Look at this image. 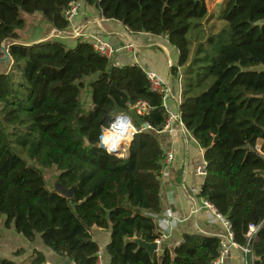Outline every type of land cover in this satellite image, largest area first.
Instances as JSON below:
<instances>
[{"label": "trees", "instance_id": "16d2710c", "mask_svg": "<svg viewBox=\"0 0 264 264\" xmlns=\"http://www.w3.org/2000/svg\"><path fill=\"white\" fill-rule=\"evenodd\" d=\"M75 1L0 0V59L4 43L11 55L0 72V222L71 264H96L92 229L110 232L109 264H209L217 237L183 235L161 259L130 242L159 238L164 150L156 132L168 116L141 68L115 66V57L99 56L81 39L18 41L22 14L39 15L46 35L64 32V12ZM80 1L131 34L163 37L178 51L170 73L180 78L181 122L206 163L198 197L230 223L234 243L249 248L247 264H264V0H223L218 31L209 26L212 16L198 11L202 0ZM90 77L84 109L80 95ZM139 101L150 111L134 127L150 129L134 135L125 156L99 147L117 114H130ZM42 170L56 171L73 198L48 190ZM250 226L258 230L248 242ZM25 261L47 264L36 250ZM0 264L16 263L0 257Z\"/></svg>", "mask_w": 264, "mask_h": 264}, {"label": "crops", "instance_id": "0c3cea01", "mask_svg": "<svg viewBox=\"0 0 264 264\" xmlns=\"http://www.w3.org/2000/svg\"><path fill=\"white\" fill-rule=\"evenodd\" d=\"M80 4L79 16L65 31V36L55 38L52 36L54 31L52 29L47 33L45 39L39 36L37 39L31 38L19 42L21 45H33L55 39L70 43L81 39L71 36L73 30L79 28L81 35H96L118 50L114 58L115 66L137 65L145 74L156 75L170 89L172 95L167 112L178 114L179 107L176 105V101L181 94V89L178 79L170 73V68L177 65L178 51L171 47L163 37L131 34L121 24L103 19L97 7L85 5L81 1ZM32 31L34 30L30 29L26 32L32 33L31 36L34 37ZM48 36L51 39L47 38ZM14 44L16 43L13 42ZM129 44L134 45V49L132 51L123 50L124 45ZM4 45L5 48L9 46L6 43ZM4 66L7 67V65ZM119 114L124 113L117 115ZM124 115L129 116V114ZM130 119L132 123L139 121L136 117H130ZM158 137L164 152L171 150L174 155L173 162L166 169L160 171V214L158 217H154L160 232L162 231L166 235L160 249L164 251L165 248L177 246L183 235L199 234L218 238L224 233L222 224L208 209L203 207L202 200L198 197L203 177L197 176L195 170L204 162L202 150L189 133L180 131L177 124H173L171 129L158 134ZM91 235L103 253L104 264H109L106 247L109 243L110 232L92 229ZM15 238H17L15 243L18 250L24 251L22 256L14 258L13 262L16 264L25 263L32 250L42 253L47 264H71L49 251L39 238L31 245L20 236H15ZM11 246L15 245L11 244ZM156 256L159 258L161 253H157ZM224 264H247V262L242 253L231 251Z\"/></svg>", "mask_w": 264, "mask_h": 264}, {"label": "built area", "instance_id": "2783aa9c", "mask_svg": "<svg viewBox=\"0 0 264 264\" xmlns=\"http://www.w3.org/2000/svg\"><path fill=\"white\" fill-rule=\"evenodd\" d=\"M80 10H81V4H80V1L77 0L71 3L68 9L64 12V19L68 23L69 26L72 25L73 21L79 16ZM101 16H102V13H101ZM65 35H66L65 31L58 32L54 30L52 33V36H54L55 38L59 36L62 37ZM71 36H73L74 38L80 37L82 41L90 43L94 52L103 58L113 59L116 53L118 52V50L115 49V47L112 46L109 42L99 38L96 35H90V34L81 35L80 28L73 30V32L71 33ZM133 49H134V45H131V44L124 45L123 47V50H126V51H132ZM146 78H147L151 92L157 95H160L162 97L163 106L167 111H169L168 103L172 96L170 89L154 74H146ZM178 81L180 84V78H178ZM180 93H181V90H180ZM181 103H182V100H181V94H180V96L177 98L176 105H178L179 107ZM149 111H150V107L145 102H142V101L136 102L135 104L131 106V112L136 118H144L148 116ZM167 114L168 116L165 121V124L163 125V128L161 131L156 132L157 135L160 134L161 132L171 129V126L173 124H177L180 131L182 133H185L186 131L184 130V127L181 122V114L179 112L178 114H172L171 112H167ZM149 129L150 127L147 124H146V129H142V128L136 129L128 115L119 114L115 117V121L110 126V128L102 132V135L99 140V147H101L108 153L109 151H113L116 153L117 156L122 157L123 155L121 154H123L124 151L126 154V150L130 142L132 141L134 135L137 134L138 132H142L144 130H149ZM129 132H130V138L124 139L121 143L119 142V139L116 136L113 137V135L124 136L128 134ZM115 147H118V148L115 149ZM125 147L126 149L124 150ZM163 156L164 157H163L161 169H166L173 162L174 155L171 150H167L166 152H164ZM205 168H206V163L202 162L196 168L195 174L199 177H204ZM202 205L204 208L208 209L210 213L221 222L223 230H224V233L218 237L219 239L218 255L209 264H224L226 257L231 251L240 252L244 256L250 254V250L248 247H239L237 244L234 243V237L231 231L230 223L224 218H222L219 214H217L214 207L210 205L208 202L202 201ZM257 230L258 228L253 227V226H250L248 228V232L245 236L248 242L251 241V239L253 238ZM159 233H160L159 238L155 240L154 242L157 246V251L155 252V254L159 253V249L162 246V242L166 238V235L162 231L160 232V229H159ZM96 264H104L103 253L100 250L96 253Z\"/></svg>", "mask_w": 264, "mask_h": 264}, {"label": "rangeland", "instance_id": "374dc122", "mask_svg": "<svg viewBox=\"0 0 264 264\" xmlns=\"http://www.w3.org/2000/svg\"><path fill=\"white\" fill-rule=\"evenodd\" d=\"M222 1L223 0H202V4L200 3L198 7V11L200 10L205 11L207 15L212 16L209 26H211L212 23H215L216 31L220 30L222 26H224V23L218 19L220 10H221L220 6L222 4ZM22 18L24 20V27L22 30L18 32V41H23V40L27 41V40H30L31 38L37 39L39 38V36L45 39V37L47 36L46 34H44L46 33V26L41 21V17L39 15L35 14L32 16H29V15L22 14ZM30 29L34 30L32 31L34 32V37L31 36L32 33L29 34L26 32L27 30H30ZM47 38L51 39L49 36ZM6 44L8 45V43ZM33 45H36V44H33ZM6 50L8 52V47L6 48ZM10 57L11 55L9 54V59ZM6 69H7L6 66L4 65L2 66V64H0V72H5ZM93 79H94L93 77H90L84 81L85 87L83 88L81 95H80V102L84 109H87L90 104V87L86 85L90 83L91 81H93ZM129 116L134 117V115H132V112H130ZM133 125H135L134 122H133ZM126 147L124 148V150L126 149ZM121 155L125 156V151ZM41 172L46 182L47 189L55 190V187L57 186V180H56L57 172L54 170H42ZM14 235H15L14 231L11 227L5 228L3 226V223L0 222V257L14 261L15 257H13V254L16 251H21V250H18L17 248L18 246L15 243L17 238H15L16 235L15 236ZM21 239L23 238L21 237ZM11 244H14L15 246L12 247ZM23 254H24V251H23ZM23 264H29V262H25Z\"/></svg>", "mask_w": 264, "mask_h": 264}, {"label": "water", "instance_id": "95a60500", "mask_svg": "<svg viewBox=\"0 0 264 264\" xmlns=\"http://www.w3.org/2000/svg\"><path fill=\"white\" fill-rule=\"evenodd\" d=\"M1 55H3V57L0 59V64L3 63L4 65H7V62L9 60V55L6 52V48L4 44H2L1 46ZM141 128L146 129V123H141ZM109 153L114 156L116 155V153L113 151H109ZM55 191L57 192L58 195L64 198L67 199L73 198V189L67 190L64 189L60 184H57V186L55 187ZM130 242L135 244L138 248L144 249L149 254L150 257L156 255L155 252L157 251V246L155 243L147 244L142 240L136 238H133ZM125 243H129V240H125ZM159 252L162 254L163 249H159ZM159 259H161V256H159Z\"/></svg>", "mask_w": 264, "mask_h": 264}, {"label": "bare ground", "instance_id": "6f19581e", "mask_svg": "<svg viewBox=\"0 0 264 264\" xmlns=\"http://www.w3.org/2000/svg\"><path fill=\"white\" fill-rule=\"evenodd\" d=\"M7 52V50H6ZM8 54V52H7ZM113 135V134H112ZM116 136L119 139V142L121 143L124 139H129L130 138V132L124 136H117V135H113V137ZM118 147H115V149H117ZM116 151V150H115ZM117 152V151H116Z\"/></svg>", "mask_w": 264, "mask_h": 264}]
</instances>
